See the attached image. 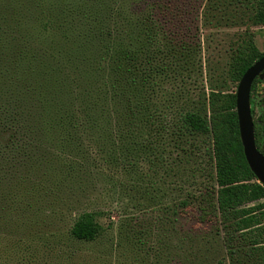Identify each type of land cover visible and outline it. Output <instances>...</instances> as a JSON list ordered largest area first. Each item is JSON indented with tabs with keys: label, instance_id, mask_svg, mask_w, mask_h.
I'll use <instances>...</instances> for the list:
<instances>
[{
	"label": "trees",
	"instance_id": "trees-1",
	"mask_svg": "<svg viewBox=\"0 0 264 264\" xmlns=\"http://www.w3.org/2000/svg\"><path fill=\"white\" fill-rule=\"evenodd\" d=\"M238 1L254 8L252 25L264 26V0ZM161 7L159 0H0V235L73 211L125 155L171 144L193 164L177 169L192 176L178 179L183 194L172 213L221 225L229 258L242 252L264 264V186L243 154L236 90L198 89L200 44ZM243 36L226 72L235 87L264 54L248 26ZM102 215L80 210L68 237L96 240ZM12 239L9 248L30 247Z\"/></svg>",
	"mask_w": 264,
	"mask_h": 264
},
{
	"label": "rangeland",
	"instance_id": "rangeland-1",
	"mask_svg": "<svg viewBox=\"0 0 264 264\" xmlns=\"http://www.w3.org/2000/svg\"><path fill=\"white\" fill-rule=\"evenodd\" d=\"M159 3L175 17L178 26L185 28L186 35L200 44L195 53L201 65L200 76L192 74L193 79L200 80L198 89L236 90L226 80V72L232 47L244 37L246 26L258 49L264 52V26L252 25L254 8L238 0ZM250 108L255 143L264 152V122L260 120L264 114V78L255 85ZM180 156L171 144L161 153H128L122 167L112 169L111 177L95 179L86 188V196L79 198L73 211L45 220L30 231L0 235V264H252L242 252L229 258L221 225L201 222L192 212L172 213L183 194L178 179L192 176L189 171L177 172L179 167L193 166ZM199 180H204L202 175ZM191 186L187 184V188ZM253 204L256 202L247 206ZM88 209L103 212L99 218L103 234L91 242L69 238L67 231L73 218L80 210ZM18 236L25 238L30 247L6 246Z\"/></svg>",
	"mask_w": 264,
	"mask_h": 264
},
{
	"label": "water",
	"instance_id": "water-1",
	"mask_svg": "<svg viewBox=\"0 0 264 264\" xmlns=\"http://www.w3.org/2000/svg\"><path fill=\"white\" fill-rule=\"evenodd\" d=\"M256 78H264V54L245 70L235 91V111L243 154L249 169L264 186V154L258 150L255 143L250 108V90Z\"/></svg>",
	"mask_w": 264,
	"mask_h": 264
},
{
	"label": "flooded vegetation",
	"instance_id": "flooded-vegetation-1",
	"mask_svg": "<svg viewBox=\"0 0 264 264\" xmlns=\"http://www.w3.org/2000/svg\"><path fill=\"white\" fill-rule=\"evenodd\" d=\"M259 79V78H258ZM259 80H261V79H259ZM255 137V136H254Z\"/></svg>",
	"mask_w": 264,
	"mask_h": 264
}]
</instances>
